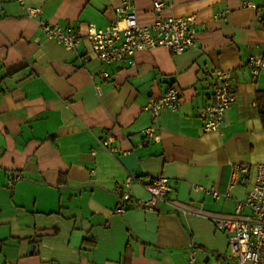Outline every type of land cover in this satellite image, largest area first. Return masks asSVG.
Masks as SVG:
<instances>
[{"label": "crops", "instance_id": "obj_1", "mask_svg": "<svg viewBox=\"0 0 264 264\" xmlns=\"http://www.w3.org/2000/svg\"><path fill=\"white\" fill-rule=\"evenodd\" d=\"M25 1L41 13L0 0V264H189L192 248L200 263L235 264L227 234L201 208L233 213L264 163L256 105L264 67L256 74L249 62L264 57V0H134L143 25L197 17L195 46L141 50L134 64L102 63L86 39L71 50L41 29L42 20L82 32L106 27L120 0ZM217 68L232 72L236 97L227 124L206 131L200 111L212 101L207 80ZM170 86L181 106L163 110L159 140L142 144L151 124L145 106ZM110 133L114 155L101 145ZM246 166L230 189L233 172ZM161 175L169 178L165 198L134 206Z\"/></svg>", "mask_w": 264, "mask_h": 264}, {"label": "built area", "instance_id": "obj_2", "mask_svg": "<svg viewBox=\"0 0 264 264\" xmlns=\"http://www.w3.org/2000/svg\"><path fill=\"white\" fill-rule=\"evenodd\" d=\"M19 2L29 15H39L41 8L30 6L25 0H12ZM244 6L254 5L245 2ZM164 3L156 1L154 8L161 10ZM2 7L0 6V14ZM226 12L219 13V17L226 18ZM41 29L47 38L56 40L67 49H75L78 44L86 39L92 51L102 63H119L124 60L136 62L135 56L138 51L149 50L155 47H166L174 54L185 52L197 43V17L196 16H168L158 17L151 24L143 25L138 21V15L134 0H120L116 8V18L106 27H99L94 23L88 24L85 32L80 31L74 23L61 25L49 21H41ZM91 55L83 57L88 62ZM254 73H258L264 67V57H251L249 60ZM108 76L106 72L101 73ZM207 86L211 90L212 101L201 111L200 116L204 122L206 131H219L228 122V111L235 101L236 93L232 86V72L228 69L217 68L213 77L207 80ZM182 100L179 90L170 86L161 96L152 97L145 106V110L151 113V124L141 130L143 135L142 144L151 140H159L157 133L158 120L163 110H177ZM101 145L110 153L116 154L118 147L115 144L113 134H108ZM249 166L242 167L233 172L229 188L238 183L240 172H248ZM132 177L126 181L127 186L132 183ZM149 191L147 200H136L137 208H153L157 202L167 195L170 190L169 178L155 176L146 185ZM199 191H206L219 198L220 193L214 188L197 185ZM226 195H229L227 193ZM130 192L123 195V199L131 200ZM185 210H191V206L176 202ZM119 212L125 208L120 207ZM201 212L208 215L215 228L227 234L228 246L234 257L235 264H264V163L257 166L254 185L243 201H238L233 213L220 214ZM189 264L200 263L195 250L189 252Z\"/></svg>", "mask_w": 264, "mask_h": 264}, {"label": "trees", "instance_id": "obj_3", "mask_svg": "<svg viewBox=\"0 0 264 264\" xmlns=\"http://www.w3.org/2000/svg\"><path fill=\"white\" fill-rule=\"evenodd\" d=\"M262 29L264 30V13L262 19L260 20ZM256 105L258 108L259 116L261 118L262 124L264 126V90H259L256 94Z\"/></svg>", "mask_w": 264, "mask_h": 264}]
</instances>
